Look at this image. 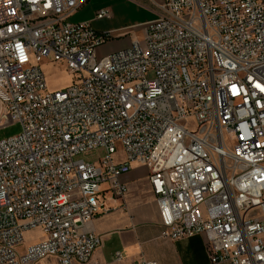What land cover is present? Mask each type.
Here are the masks:
<instances>
[{"label": "built area", "instance_id": "built-area-1", "mask_svg": "<svg viewBox=\"0 0 264 264\" xmlns=\"http://www.w3.org/2000/svg\"><path fill=\"white\" fill-rule=\"evenodd\" d=\"M87 1L0 0V129L21 125L0 140V264L120 261L96 260L103 237L84 226L125 197L134 162L162 237L204 235L209 264H264V0H152L153 19L108 31L70 20ZM42 59L73 82L49 91ZM99 149L98 165L79 158Z\"/></svg>", "mask_w": 264, "mask_h": 264}, {"label": "crops", "instance_id": "crops-1", "mask_svg": "<svg viewBox=\"0 0 264 264\" xmlns=\"http://www.w3.org/2000/svg\"><path fill=\"white\" fill-rule=\"evenodd\" d=\"M131 41L130 36L112 39L100 47L99 53L110 54L130 45ZM149 174L148 167L132 163L131 171L123 176L128 184L125 197L107 195L100 213L85 224L86 230L103 237L95 259L101 263L113 262L115 253L121 252L122 259L113 264H137L143 258L158 264H209L204 235L178 239L161 236V220Z\"/></svg>", "mask_w": 264, "mask_h": 264}, {"label": "rangeland", "instance_id": "rangeland-1", "mask_svg": "<svg viewBox=\"0 0 264 264\" xmlns=\"http://www.w3.org/2000/svg\"><path fill=\"white\" fill-rule=\"evenodd\" d=\"M101 8H107L113 14L111 19H95L96 11ZM156 10L152 0H88L85 6L78 10L70 20L72 22L92 20V25L96 30L108 31L117 28H130L146 22L154 17ZM131 31L132 29L124 31L122 34H129ZM105 45L102 47H105ZM39 64L46 74L49 91L62 89L73 82L74 75L68 71L65 63L59 64L42 59L39 60ZM20 131V123H12L0 129V140L18 134ZM103 156L104 151L99 149L86 155H81L79 158L98 165V158ZM115 160H123V155L118 153L115 156ZM42 237L43 233L40 229L27 232L25 245L35 243ZM41 264H48V261H43Z\"/></svg>", "mask_w": 264, "mask_h": 264}]
</instances>
